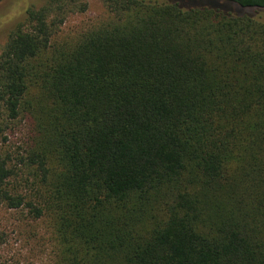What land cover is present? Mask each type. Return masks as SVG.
<instances>
[{
    "label": "trees",
    "instance_id": "1",
    "mask_svg": "<svg viewBox=\"0 0 264 264\" xmlns=\"http://www.w3.org/2000/svg\"><path fill=\"white\" fill-rule=\"evenodd\" d=\"M85 1L1 49L0 208L49 264H264V0H101L65 34Z\"/></svg>",
    "mask_w": 264,
    "mask_h": 264
},
{
    "label": "rangeland",
    "instance_id": "2",
    "mask_svg": "<svg viewBox=\"0 0 264 264\" xmlns=\"http://www.w3.org/2000/svg\"><path fill=\"white\" fill-rule=\"evenodd\" d=\"M44 1L5 0L0 2V52L8 33L17 23L23 21L26 7L40 6ZM85 2V12L71 15L65 21L63 26L65 34L73 33L107 17L101 0ZM24 136L23 128L17 127L8 134L6 145L16 149L21 146ZM0 230L5 231L7 237L6 243L0 247V264H49L52 253L49 231L44 223L31 222L19 212H8L0 208Z\"/></svg>",
    "mask_w": 264,
    "mask_h": 264
}]
</instances>
